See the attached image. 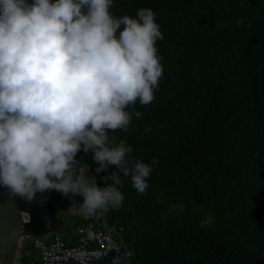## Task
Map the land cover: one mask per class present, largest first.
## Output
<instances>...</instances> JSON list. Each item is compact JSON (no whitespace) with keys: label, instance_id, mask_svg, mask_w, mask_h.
Wrapping results in <instances>:
<instances>
[{"label":"trees","instance_id":"1","mask_svg":"<svg viewBox=\"0 0 264 264\" xmlns=\"http://www.w3.org/2000/svg\"><path fill=\"white\" fill-rule=\"evenodd\" d=\"M141 8L164 37L163 76L149 105L127 109L143 115L109 135L132 146L129 168L158 165L143 194L120 178L107 221L132 264H264V0H114L110 11ZM79 153L97 177L91 151Z\"/></svg>","mask_w":264,"mask_h":264},{"label":"clouds","instance_id":"2","mask_svg":"<svg viewBox=\"0 0 264 264\" xmlns=\"http://www.w3.org/2000/svg\"><path fill=\"white\" fill-rule=\"evenodd\" d=\"M114 0H0V186L33 201L53 190L80 196L93 215L118 208L116 185L97 186L76 159L91 151L99 173L115 166L140 194L158 165L135 161L126 132L137 102L149 105L163 76L156 14L115 16ZM242 21H237L241 23ZM145 131H150L146 129Z\"/></svg>","mask_w":264,"mask_h":264},{"label":"built area","instance_id":"3","mask_svg":"<svg viewBox=\"0 0 264 264\" xmlns=\"http://www.w3.org/2000/svg\"><path fill=\"white\" fill-rule=\"evenodd\" d=\"M76 159L86 163L90 169L88 174L93 175L84 154L78 153ZM96 180L98 187L112 184L111 177L105 171L99 172ZM54 194L59 192H46L42 198ZM37 197H41V194L37 193ZM77 197L81 198L78 195ZM85 220L79 229L81 239L77 246L67 245L58 237L46 241L29 232L24 233L21 240L38 252L40 264H94L99 261H106L108 264H132V250L119 238L117 231L109 226L106 210L93 215L85 214Z\"/></svg>","mask_w":264,"mask_h":264},{"label":"crops","instance_id":"4","mask_svg":"<svg viewBox=\"0 0 264 264\" xmlns=\"http://www.w3.org/2000/svg\"><path fill=\"white\" fill-rule=\"evenodd\" d=\"M31 202L39 204L44 209V212L41 211V213L48 216L43 222L42 230L37 234H31L46 241L58 237L67 245H79L81 239L79 229L86 221L85 213L79 205L82 202V198L77 196L72 198L64 197L59 193L47 198L37 197ZM20 263L40 264L38 252L22 240L19 242L15 259V264ZM69 264L75 263L71 262ZM94 264L108 263L106 261H99Z\"/></svg>","mask_w":264,"mask_h":264},{"label":"water","instance_id":"5","mask_svg":"<svg viewBox=\"0 0 264 264\" xmlns=\"http://www.w3.org/2000/svg\"><path fill=\"white\" fill-rule=\"evenodd\" d=\"M111 176L115 172L120 178L123 172L115 166L104 170ZM44 209L20 197L10 196L9 190L0 186V264H15L19 242L24 233L37 234L42 230L46 215ZM46 212V211H45Z\"/></svg>","mask_w":264,"mask_h":264},{"label":"rangeland","instance_id":"6","mask_svg":"<svg viewBox=\"0 0 264 264\" xmlns=\"http://www.w3.org/2000/svg\"><path fill=\"white\" fill-rule=\"evenodd\" d=\"M17 260H18V259H17ZM17 260H16V261H17Z\"/></svg>","mask_w":264,"mask_h":264}]
</instances>
